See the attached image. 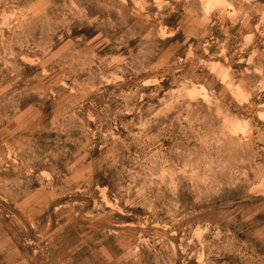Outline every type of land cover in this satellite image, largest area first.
<instances>
[{
	"label": "rangeland",
	"instance_id": "1",
	"mask_svg": "<svg viewBox=\"0 0 264 264\" xmlns=\"http://www.w3.org/2000/svg\"><path fill=\"white\" fill-rule=\"evenodd\" d=\"M0 264H264V0H0Z\"/></svg>",
	"mask_w": 264,
	"mask_h": 264
}]
</instances>
